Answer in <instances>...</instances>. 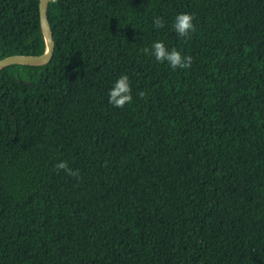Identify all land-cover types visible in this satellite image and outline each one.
I'll list each match as a JSON object with an SVG mask.
<instances>
[{"label":"trees","instance_id":"obj_1","mask_svg":"<svg viewBox=\"0 0 264 264\" xmlns=\"http://www.w3.org/2000/svg\"><path fill=\"white\" fill-rule=\"evenodd\" d=\"M47 16L51 59L0 68V264H264V0H48ZM157 41L191 67L156 61ZM45 48L39 0H0V58Z\"/></svg>","mask_w":264,"mask_h":264},{"label":"clouds","instance_id":"obj_2","mask_svg":"<svg viewBox=\"0 0 264 264\" xmlns=\"http://www.w3.org/2000/svg\"><path fill=\"white\" fill-rule=\"evenodd\" d=\"M193 20L194 16L189 13H180L175 17L173 28L178 36L182 38H190V33L196 31ZM153 26L156 29L164 28L165 24L163 18H154ZM146 51L149 55L154 56L156 61H166L173 69H188L192 64L191 56H182L176 49L169 50L161 41L154 42L151 46V50L146 49ZM137 95L143 97L145 94L139 92ZM132 99V88L130 86L129 77L126 74L121 75L108 92V103L116 108H123L126 104L131 103ZM55 167L58 171H65L69 176H78V171L69 168L65 161H60Z\"/></svg>","mask_w":264,"mask_h":264},{"label":"water","instance_id":"obj_3","mask_svg":"<svg viewBox=\"0 0 264 264\" xmlns=\"http://www.w3.org/2000/svg\"><path fill=\"white\" fill-rule=\"evenodd\" d=\"M48 0H39V19L46 48L40 54H16L0 58V68L11 64L41 65L48 62L54 50L52 29L47 16Z\"/></svg>","mask_w":264,"mask_h":264}]
</instances>
